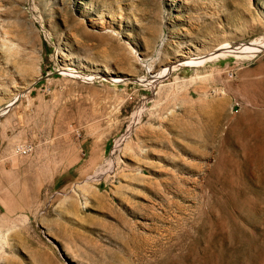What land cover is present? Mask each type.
I'll return each instance as SVG.
<instances>
[{
    "label": "rangeland",
    "instance_id": "1",
    "mask_svg": "<svg viewBox=\"0 0 264 264\" xmlns=\"http://www.w3.org/2000/svg\"><path fill=\"white\" fill-rule=\"evenodd\" d=\"M234 42L264 0H0V264H264V49L181 65Z\"/></svg>",
    "mask_w": 264,
    "mask_h": 264
},
{
    "label": "bare ground",
    "instance_id": "2",
    "mask_svg": "<svg viewBox=\"0 0 264 264\" xmlns=\"http://www.w3.org/2000/svg\"><path fill=\"white\" fill-rule=\"evenodd\" d=\"M255 49L251 48L250 46H248L245 43H227L224 45H221L219 48H216L215 51L211 52V54L206 55L205 57H199V58H188L185 59L181 65L185 64V63H191V62H195V61H200L202 59H206V58H212V57H217V56H221V55H226V54H231L233 53L232 51L236 50L235 53L240 52H244V56H249L252 55L254 53H258L259 51H261V49H264V45L262 44V46H258V47H254ZM243 56V55H242ZM173 67L171 68H165L157 73H154L151 75V78H148L147 81H144V83L150 84L152 85L155 82H158V80L166 75H168V71L172 70ZM64 71L66 73H70L73 74V69L71 68H64ZM73 75H77V74H73ZM162 80V79H161ZM156 84V83H155ZM147 129V128H146ZM122 140V139H121ZM125 142V141H124ZM121 144V143H120Z\"/></svg>",
    "mask_w": 264,
    "mask_h": 264
},
{
    "label": "built area",
    "instance_id": "3",
    "mask_svg": "<svg viewBox=\"0 0 264 264\" xmlns=\"http://www.w3.org/2000/svg\"><path fill=\"white\" fill-rule=\"evenodd\" d=\"M16 150L21 154H28L31 151V148L30 147H24V148L18 147ZM0 160H1V158H0Z\"/></svg>",
    "mask_w": 264,
    "mask_h": 264
}]
</instances>
